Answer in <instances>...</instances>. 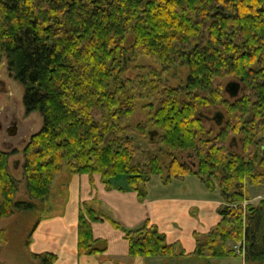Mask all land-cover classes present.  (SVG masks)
<instances>
[{
    "label": "trees",
    "instance_id": "obj_1",
    "mask_svg": "<svg viewBox=\"0 0 264 264\" xmlns=\"http://www.w3.org/2000/svg\"><path fill=\"white\" fill-rule=\"evenodd\" d=\"M140 57L159 70L137 65L131 79L127 72ZM3 60L24 89L25 112L39 113L43 124L23 150L32 201H15L8 154L0 151V218L45 216L63 168L92 183L98 175L107 189L112 179L126 177L140 202L153 176L166 186L196 176L218 191L220 204L217 224L194 233L192 252L168 243L149 220L128 228L94 207L96 201H83L77 255L107 251V241L92 231L106 222L122 234L132 259L236 258L230 244L240 242L244 264H264V199L242 205L249 200L247 182L264 184V0H0ZM180 65L188 68L185 85L168 87L162 75ZM226 79L241 83L232 102L223 95ZM143 98L152 109V136L144 123L130 124L134 102ZM217 106L227 119L213 136L200 113ZM230 134L239 137L240 152L226 144ZM145 136L151 150L142 147ZM160 153L170 157L165 178ZM183 153L195 156L196 169L181 162ZM31 256L40 264L57 259L50 252Z\"/></svg>",
    "mask_w": 264,
    "mask_h": 264
},
{
    "label": "crops",
    "instance_id": "obj_2",
    "mask_svg": "<svg viewBox=\"0 0 264 264\" xmlns=\"http://www.w3.org/2000/svg\"><path fill=\"white\" fill-rule=\"evenodd\" d=\"M67 175L65 183L57 187L59 191L56 192L65 195V202L54 201L49 204L48 213L35 221L28 245L30 250L22 253L24 261L21 255L7 254L3 228L0 227V264H40L31 255L43 252L57 256L54 264H217L216 260H228L235 264L238 259L240 264H244L240 257L210 260L160 257L132 259L128 256V244L122 234L106 222L93 224L92 231L96 238L107 241V251L102 256H78L77 223L79 204L83 201H96L94 207L107 211L128 228L149 220L166 235L168 243L179 242L185 252L190 253L195 247L194 233L205 234L219 221L216 208L220 200L218 197L210 198L207 193L203 200L184 198L179 196L180 192L166 193L169 185H162L158 181L155 187L158 193L152 194L148 186L146 199L140 202L136 193L128 189L126 177L122 176V181L119 177L112 179L111 187L107 189L98 175L93 176V183L86 175ZM183 193L185 196L187 190H183Z\"/></svg>",
    "mask_w": 264,
    "mask_h": 264
},
{
    "label": "rangeland",
    "instance_id": "obj_3",
    "mask_svg": "<svg viewBox=\"0 0 264 264\" xmlns=\"http://www.w3.org/2000/svg\"><path fill=\"white\" fill-rule=\"evenodd\" d=\"M138 63L133 65L132 68L130 69V71L127 72V76L131 79L136 77V72H135V67L141 66V67H147V66H152L154 68H156L157 70H159V67L156 65V63L154 62L153 59H151L150 57H140L138 60ZM5 65V68L7 67V63L6 60L2 61ZM3 75L6 78L8 85H10L12 92L16 98V110H17V114L18 117L20 118L21 121V125H22V132H23V138H24V142H22V144H17V149L18 152L16 155L12 156L11 158H9V172L11 177L14 179L16 186H17V190H16V194H15V201H22V202H29L32 201V199L29 197V194L27 192L26 189V181H25V177L23 174V170H22V165L24 162V158H23V150L24 147L26 146V144L28 143L30 137L35 134L36 132H38L43 124L42 121V117L39 113L37 112H33L30 114H27L25 112L23 103H22V98H23V94H24V89L23 87L20 85V83H18L17 81H15L13 78H9V71L8 69H6L5 71H3ZM188 75V68L186 66H177L175 68L170 69L167 73L163 74V83H165L168 87H172V88H177V87H183L186 83V78ZM232 79H226L223 82V95L224 98L229 100L230 102H232L234 99H231L228 97V95L224 92V86L228 81H231ZM237 81V80H235ZM241 84V83H240ZM184 95V94H183ZM241 96V90L240 93L238 95V97ZM184 96H182L183 98ZM237 97V98H238ZM11 100L7 101V99L5 100L4 103H9L10 106H12V102H10ZM155 102V101H154ZM154 102H151L152 104H155ZM135 107H134V112L130 118V124L133 125V127L138 126L139 124H145L146 127V132L147 131H154V126H152L150 124V116H151V112L152 109L149 108V102L146 101L145 98L141 99V100H137L134 102ZM216 111H220L223 114V122L225 121V119H227L226 116V112L225 110L222 108V106H217L214 108H210L209 110H207L205 113L206 116L211 117ZM225 113V114H224ZM206 124H205V128L206 129H210L212 130L213 136H215L218 131H219V127L216 126V124L209 119H205ZM136 135V134H135ZM155 137V136H154ZM147 136H145L142 140L145 141V143L142 144V147L144 148V150H151V147H149V145L147 144ZM158 141V138H156ZM155 139V141H156ZM141 140V139H140ZM229 145H233L234 146V150L236 152H240L241 150V142L238 136L233 137V135H229L227 138V143ZM157 144V143H156ZM158 146V144H157ZM156 146V147H157ZM158 147L154 149V153L158 152ZM233 149V147H232ZM180 157L181 162L188 164L189 166H192L193 169H196V165H197V159L195 158V156H193L190 153H183ZM160 161H161V165H162V170H163V175L164 178L167 175V165L170 162V157L167 156L166 154H161L160 153ZM15 160H18V164H16V168L13 169L11 162ZM67 172L66 169L63 168L62 171L56 176L55 178V182H53L52 186H51V195L50 198L48 200L47 204H51L54 201L55 202H62L64 204L65 202V195L64 194H58L56 193L57 191H59V189L57 190V187H62L63 184L65 183L66 179H67ZM120 180L122 181L123 177H119ZM158 181H161L160 177L158 176H153L151 178V181L149 182L148 186L150 187V192L153 193H158L156 192L157 188L156 185L159 184ZM183 182L174 180L171 183V187L169 184V188L167 189V192H180L179 196H182L184 198H188V199H192V200H203L205 195L209 194L210 198L212 199H218L220 200L218 191H210L208 188H206L201 182L200 180L196 177V176H189V178H187V180L182 184ZM199 183V184H198ZM183 185V186H182ZM187 190L186 195H182L183 190ZM207 193V194H206ZM246 193L249 197V200L244 201L243 202V207H245V205H256L259 203L260 200L264 199V184L261 186H251L248 182L246 185ZM176 194V193H175ZM214 197H211V196ZM37 215L38 213H32V212H16L13 216L8 217V218H0V227L3 228V233H4V238H5V243H6V252L7 254L14 256V255H21L22 260H25L24 255L22 254L23 252H28L29 249V242L31 239V230L33 229L34 223L37 220ZM240 242L237 243H231L230 246H232V249L234 251V246L239 244ZM235 253V251H234ZM236 254V253H235ZM237 257L241 258L242 254H236ZM236 257V258H237ZM237 258V259H238ZM153 261V260H150ZM217 264H231V262L227 261H219L216 260ZM159 263V262H158ZM235 264H240V259H238L237 262H234Z\"/></svg>",
    "mask_w": 264,
    "mask_h": 264
},
{
    "label": "flooded vegetation",
    "instance_id": "obj_4",
    "mask_svg": "<svg viewBox=\"0 0 264 264\" xmlns=\"http://www.w3.org/2000/svg\"><path fill=\"white\" fill-rule=\"evenodd\" d=\"M6 69L4 63L0 62V151L8 154L7 166L9 169V158L17 154V144H22L24 138L21 121L16 110L17 101L3 75V71ZM9 78H13L10 73ZM6 99L7 101L11 100L12 106L9 103H4ZM18 162V160L11 162L13 169L16 168Z\"/></svg>",
    "mask_w": 264,
    "mask_h": 264
},
{
    "label": "water",
    "instance_id": "obj_5",
    "mask_svg": "<svg viewBox=\"0 0 264 264\" xmlns=\"http://www.w3.org/2000/svg\"><path fill=\"white\" fill-rule=\"evenodd\" d=\"M240 90H241V84L240 82L235 81V80L228 81L224 86V92L231 99L237 98L240 93ZM200 115L204 117L205 119L212 120L217 126L222 125V121L224 118L223 114L220 111H216L211 117H208L202 113H200ZM149 134L152 136V135H155L156 132L153 131V132H150ZM263 153H264V148H263Z\"/></svg>",
    "mask_w": 264,
    "mask_h": 264
},
{
    "label": "built area",
    "instance_id": "obj_6",
    "mask_svg": "<svg viewBox=\"0 0 264 264\" xmlns=\"http://www.w3.org/2000/svg\"><path fill=\"white\" fill-rule=\"evenodd\" d=\"M241 245L242 244L239 243V244L234 246V251H235L236 254H243V250H242V248H240Z\"/></svg>",
    "mask_w": 264,
    "mask_h": 264
}]
</instances>
